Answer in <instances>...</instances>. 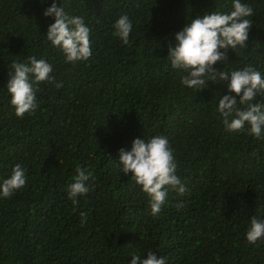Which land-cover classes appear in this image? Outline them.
Segmentation results:
<instances>
[{
  "label": "trees",
  "instance_id": "16d2710c",
  "mask_svg": "<svg viewBox=\"0 0 264 264\" xmlns=\"http://www.w3.org/2000/svg\"><path fill=\"white\" fill-rule=\"evenodd\" d=\"M55 2L90 29L92 55L66 63L46 40ZM253 9L248 40L227 50L217 72L252 66L264 78V0ZM233 0H0V183L19 163L26 184L0 197V264H131L154 253L166 264H264V238L246 240L250 219H264V130L227 131L216 111L227 82L181 84L167 57L174 36L205 13L230 14ZM127 15L129 43L113 36ZM52 65L54 83L35 85L38 107L17 118L6 83L13 62ZM255 102L264 103L257 96ZM166 136L187 189L169 190L153 216L149 198L120 172L133 140ZM92 172L74 206L76 168ZM183 202L182 208L176 205ZM87 213L81 224L80 213Z\"/></svg>",
  "mask_w": 264,
  "mask_h": 264
},
{
  "label": "clouds",
  "instance_id": "9594fccd",
  "mask_svg": "<svg viewBox=\"0 0 264 264\" xmlns=\"http://www.w3.org/2000/svg\"><path fill=\"white\" fill-rule=\"evenodd\" d=\"M233 10L230 14L219 12L205 13L191 19L184 28L175 34L174 45L168 47L167 59L173 69L186 73L181 84L190 89H206L209 82H227V92L219 98L216 111L220 114L227 131H241L248 125V134L260 138L264 130V103L253 102L257 96L264 97V78L252 66L242 70L217 72L213 65L225 62L227 50L244 46L248 40L252 21L248 19L253 9L241 0H233ZM45 17H53L54 23L49 25L46 40L52 47L58 48L65 57L66 63L85 61L92 55L90 29L79 16H69L55 2L44 11ZM132 21L127 15H121L114 23L113 36L119 38L122 44L129 43L132 31ZM12 72L8 73L6 83L10 96V105L17 118L26 113L36 111V88L42 82L54 83L51 76L52 65L44 59L30 56L26 63L13 62ZM56 88L62 83H54ZM120 172L128 176L141 188L149 198L151 214L157 215L167 199L169 190L183 196L187 189L176 175L177 164L173 157L169 139L166 136H154L148 140L137 138L133 140L130 151L119 152ZM74 183L68 187V199L74 206L79 205L80 197H85L90 191L87 182L94 179L92 172L77 166ZM26 184L25 170L17 163L11 169L9 178L0 183V197L10 198ZM183 202L176 207L182 208ZM80 223H87V213H80ZM264 238V219L253 216L246 232L249 244H255ZM131 264H166L164 258H157L147 253V258L133 255Z\"/></svg>",
  "mask_w": 264,
  "mask_h": 264
}]
</instances>
